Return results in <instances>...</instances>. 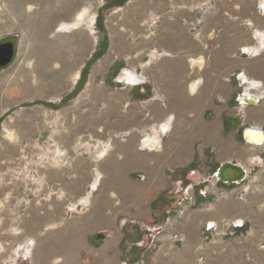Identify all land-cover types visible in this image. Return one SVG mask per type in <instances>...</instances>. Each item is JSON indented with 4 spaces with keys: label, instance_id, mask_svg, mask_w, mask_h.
<instances>
[{
    "label": "rangeland",
    "instance_id": "obj_1",
    "mask_svg": "<svg viewBox=\"0 0 264 264\" xmlns=\"http://www.w3.org/2000/svg\"><path fill=\"white\" fill-rule=\"evenodd\" d=\"M59 1L0 0V40L13 38L16 44L13 62L0 71V242L13 237L7 228L20 227L35 207L34 216L55 222L56 229L60 223L86 227L64 241L66 264H264V154L262 161L245 165L243 181L221 184L213 176L218 149L168 148L160 179L148 180L126 168L123 146L130 135L125 127L111 126L117 100L122 115L130 103L140 109L151 103L149 82L128 85L116 75L131 67L143 75L157 62L150 61V52L160 22L180 19L181 13L199 19L226 12L224 0L213 7L201 0H68L66 17ZM13 3L21 16L9 13ZM83 8L85 21L68 28L58 39V52L41 60L29 40L35 26L50 13L47 36ZM199 24L192 23L193 35H199ZM21 46L25 52H19ZM177 51L170 48L173 55ZM225 124L242 144L244 127L234 120ZM105 145L117 165L101 157ZM95 170L100 180L92 190ZM74 179L63 189V182ZM87 194L91 200L81 206Z\"/></svg>",
    "mask_w": 264,
    "mask_h": 264
},
{
    "label": "crops",
    "instance_id": "obj_2",
    "mask_svg": "<svg viewBox=\"0 0 264 264\" xmlns=\"http://www.w3.org/2000/svg\"><path fill=\"white\" fill-rule=\"evenodd\" d=\"M205 1L209 6L215 5V0L200 3ZM223 7L226 12L203 14L199 19L181 13L180 19L161 21L160 32L155 36L156 46L150 52V61L158 58L157 62L141 76L134 67L126 68L121 75L123 83L129 82L128 85L149 82L154 94L150 105L142 109L135 102L128 104L126 115L118 112V100L111 106V126L125 127L130 135L123 146L124 164L146 174L148 180L160 179L168 148L175 151H187L195 146L218 149L220 160L213 172L226 161L245 169L248 163L262 161L264 144L246 143L242 131L251 127L264 133V0H224ZM195 22H200L199 35L190 32ZM112 45L115 46V41ZM173 47L179 50L178 54H171ZM231 120L235 126L244 127L242 144L231 136L236 131L225 124ZM140 133L144 134L141 140ZM109 148L105 145L98 152L103 160L111 158L107 161L111 166L117 165ZM100 173L99 170L93 173L92 190L100 180ZM75 181L63 182V189L70 188ZM110 185L114 196L116 184ZM136 197L143 199L145 194ZM82 199L86 204L80 205L85 206L91 195L82 197L80 202ZM72 207L76 209L75 205ZM35 209L30 207L31 217L20 227L7 228L13 237L0 242L1 253L6 256L3 261L5 264H66L61 259L64 241H71V236L77 234L75 231L86 227L60 223L56 229L55 222H42L38 215L34 216ZM19 230L25 231L23 236Z\"/></svg>",
    "mask_w": 264,
    "mask_h": 264
},
{
    "label": "bare ground",
    "instance_id": "obj_3",
    "mask_svg": "<svg viewBox=\"0 0 264 264\" xmlns=\"http://www.w3.org/2000/svg\"><path fill=\"white\" fill-rule=\"evenodd\" d=\"M17 1H22V0H17ZM38 1H43V0H38ZM47 1V0H46ZM71 1V0H70ZM60 2V1H59ZM47 4V3H46ZM50 4V3H49ZM54 5H56L55 3H53ZM57 5H58V8L61 9L62 11V16L66 17L70 14V10H71V6H69V1L68 0H63L61 1L60 3L57 2ZM48 6V5H47ZM11 9H9V13H13L15 14L17 17L18 16H21V11L19 10V8L17 9L15 7V4L13 3L11 6H10ZM59 9V10H60ZM86 9V8H85ZM84 8L82 10H79L73 20H68V19H62L60 20L55 28L52 30V32H49V34L46 36V31H48V27H49V24H50V16H52L50 13L47 14V19H45L41 24H37L35 27V31H34V34L31 35L30 37V41L31 42H35L37 44L36 48L33 49L32 51L35 53V54H40L42 55L41 57V60H44L46 61L48 58H50L51 55H54L55 53H57V44H58V39L59 37L61 38V36L63 37V34L66 33V30L72 26H75V25H79V23H83L85 21V16L83 17V14L87 11L84 12L85 10ZM39 10V9H38ZM55 10V9H54ZM41 12V11H40ZM36 13V12H35ZM34 13V14H35ZM38 13V12H37ZM42 13V12H41ZM28 14V13H27ZM33 15V14H32ZM31 15V16H32ZM37 15V14H36ZM93 17V16H92ZM31 18V17H30ZM94 18V17H93ZM92 18V20L94 21V19ZM90 18H88L89 20ZM42 20V19H41ZM91 20V21H92ZM92 21V22H93ZM38 22V21H37ZM49 22V23H48ZM89 23V22H88ZM28 24V23H27ZM26 24V25H27ZM35 24V23H34ZM91 24V23H89ZM30 26V25H29ZM80 26V25H79ZM78 27V26H76ZM34 29V28H33ZM33 29L31 30V32H33ZM30 30V29H29ZM65 30V31H64ZM30 31H28L27 33H29ZM29 37V36H27ZM28 39V38H27ZM62 39V38H61ZM27 40V41H29ZM25 41V39H24ZM64 42V41H62ZM21 43V42H20ZM26 43V42H25ZM29 44V43H28ZM22 45V44H21ZM46 45V46H45ZM62 45V44H61ZM24 46V45H23ZM23 46L19 47V52H25V49H23ZM25 47V46H24ZM59 47V46H58ZM33 48V47H32ZM62 48V47H61ZM39 64V63H38ZM23 67V66H22ZM22 69V68H21ZM22 74V73H21ZM27 78V77H26ZM37 81V80H36ZM56 84H59V80L57 82H55ZM53 84V83H52ZM55 84V85H56ZM3 132L6 134V136H10V131L8 129V127H4V130ZM250 138L254 139L256 138V134H250L249 135ZM81 205H84L86 204V200L85 199H82L81 200ZM19 253V252H18ZM59 259H55V262H57Z\"/></svg>",
    "mask_w": 264,
    "mask_h": 264
},
{
    "label": "water",
    "instance_id": "obj_4",
    "mask_svg": "<svg viewBox=\"0 0 264 264\" xmlns=\"http://www.w3.org/2000/svg\"><path fill=\"white\" fill-rule=\"evenodd\" d=\"M13 53L14 49L13 44L11 42L0 43V67L5 66L11 61ZM125 69L126 68H123L118 72V74L116 75L117 81H124L121 79V75L125 72ZM141 81L142 80H140L139 82ZM127 83L129 84V82ZM250 134H256V138H250ZM242 138L246 143H249L253 146H259L264 144V133L256 128H244L242 131ZM213 176L217 181H220V183L222 184L240 183L246 178L247 170L238 163L226 161L219 164V166L213 172Z\"/></svg>",
    "mask_w": 264,
    "mask_h": 264
},
{
    "label": "flooded vegetation",
    "instance_id": "obj_5",
    "mask_svg": "<svg viewBox=\"0 0 264 264\" xmlns=\"http://www.w3.org/2000/svg\"><path fill=\"white\" fill-rule=\"evenodd\" d=\"M96 18H97V16H95V19ZM3 42H11L13 44L14 53H13L11 61L8 64H6L5 66L0 67V71L3 70L4 68H6L7 66H9L13 62V59H14L15 54H16V52H15L16 44L14 43V39L13 38H3V39L0 40V43H3Z\"/></svg>",
    "mask_w": 264,
    "mask_h": 264
},
{
    "label": "trees",
    "instance_id": "obj_6",
    "mask_svg": "<svg viewBox=\"0 0 264 264\" xmlns=\"http://www.w3.org/2000/svg\"><path fill=\"white\" fill-rule=\"evenodd\" d=\"M222 184V183H221Z\"/></svg>",
    "mask_w": 264,
    "mask_h": 264
}]
</instances>
